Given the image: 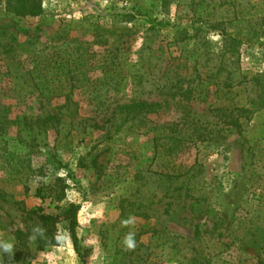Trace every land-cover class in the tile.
<instances>
[{
  "label": "rangeland",
  "instance_id": "374dc122",
  "mask_svg": "<svg viewBox=\"0 0 264 264\" xmlns=\"http://www.w3.org/2000/svg\"><path fill=\"white\" fill-rule=\"evenodd\" d=\"M42 2L46 15L29 18L6 13L0 0V110L20 118L0 136V264L11 231L32 224L29 210L54 212L37 187L61 180V205H81L83 259L62 224L57 246L39 253L30 240L31 264H264V140L257 138L264 131V0ZM127 11L158 27L114 16ZM98 24L125 31L98 39ZM81 47L89 49L88 72L75 99L85 121L58 132L25 128L24 118L63 103L40 109L41 82L49 65L74 69ZM132 101L162 106L111 139L86 124L96 110ZM216 108L247 110L241 130L223 125ZM196 124L203 129L187 139L184 156L152 160L154 137L187 136ZM30 152L37 155L29 169ZM96 156L101 172L91 164ZM180 165L186 174L166 188L157 173Z\"/></svg>",
  "mask_w": 264,
  "mask_h": 264
},
{
  "label": "trees",
  "instance_id": "16d2710c",
  "mask_svg": "<svg viewBox=\"0 0 264 264\" xmlns=\"http://www.w3.org/2000/svg\"><path fill=\"white\" fill-rule=\"evenodd\" d=\"M6 13H13L19 17H29V18H43L46 15V11L43 7L42 0H6ZM115 17H122L127 23H134V21L143 22L145 24L151 25L152 29L158 27V22L156 20L150 19L145 15H142L140 12H130L125 13H115ZM162 23H159V25ZM75 28L67 30V32L74 31ZM122 31H125L123 28L116 27L112 25L111 28L106 27V25L98 24L94 29L93 34L98 39H103L105 36H116L119 35ZM228 37H232L228 35ZM233 40H238L233 37ZM238 41L237 43H241ZM83 51L82 59H77L74 63L75 68L69 66L67 70L61 69L63 64H57V66L52 67L49 65V73L44 77L45 82L42 83V93L43 97L39 108L45 109L46 104L50 106L53 100L63 99V103L54 109V111L45 110V115L43 117H37L36 119L24 118L25 128L37 129L38 131H48L55 130L59 131V127L67 122L70 124H75L78 119L84 117L81 116L82 108L79 106V102L75 99L76 89L80 83V76L85 75L88 72L87 65V55L88 47H81ZM76 54V53H75ZM72 55V54H71ZM77 55V54H76ZM77 61L79 62L76 65ZM71 61L69 60V63ZM134 73L139 74V71H134ZM55 84H57L55 86ZM228 86V85H227ZM57 87V88H56ZM229 87V86H228ZM60 89V91H58ZM45 92L50 93V97L46 96ZM186 96L190 95V92H187ZM186 98V97H185ZM188 98V97H187ZM162 106L161 103H148L146 101H132L131 104L119 105L117 108L109 111H99L96 110L91 119H87L86 124H90L89 128L93 131H103L106 132L109 139L115 137L129 123H134L135 120L141 117H145L147 114L153 113L157 108ZM212 112L219 118V121L228 127H233L241 130L242 122L241 119L244 117V113L247 110H230L229 108H216L212 109ZM10 113L8 110H0V136L6 135L8 132L9 125H15L16 120H20L17 116L15 119H11L9 116ZM81 123V122H80ZM79 124V123H78ZM203 127L198 126L194 131L187 136L185 133L182 136V130L178 131V134H163L158 135L152 139L153 143V157H161L166 164V159L177 160L181 156H184L187 149L186 143L187 139L194 137L196 132L202 130ZM263 130V129H262ZM41 132V131H40ZM177 132V131H176ZM200 135L199 140L201 139ZM260 140L259 144H263L261 140H264V131L261 132L260 136L257 137ZM255 139V138H254ZM36 147L39 145H35ZM37 155V153H28V160L24 162L27 164V167H31L30 157ZM47 158V157H46ZM53 163L56 166H60L61 162H58L55 157L52 159ZM87 157L84 158L86 162ZM84 162V163H85ZM93 168L101 172V165L98 164V156L93 158L91 161ZM167 166V165H166ZM66 167V166H65ZM174 168L173 172H159L157 175L159 179L165 183L166 188H169L170 185L183 177L186 172H182L183 165H180L177 169ZM32 172V170H31ZM30 174V173H26ZM160 179V180H161ZM64 180H61V183L56 181L53 184H42L36 189V196L40 197L43 200L50 199L52 204H55L54 212H47L44 207L34 208L28 211L27 218L32 221L30 227H27L26 230L22 228H17L14 231H11L13 236V242L5 247H3V264H31L30 263V240L35 239L37 244V252H45L50 247H55L59 244L58 231L59 226L64 224L68 231L70 241L73 244V247L76 253L83 259V256L80 251V240L78 236V227H79V213L81 210V205L77 203H63L66 196V189ZM168 184V185H167ZM27 191L29 189H26ZM129 204L126 207H122L123 215L127 213ZM1 223V222H0ZM195 236H201V232L198 227L195 229ZM83 264H86L83 260Z\"/></svg>",
  "mask_w": 264,
  "mask_h": 264
}]
</instances>
